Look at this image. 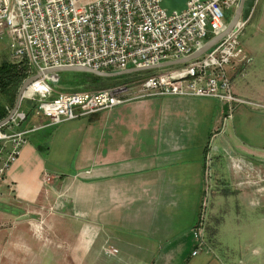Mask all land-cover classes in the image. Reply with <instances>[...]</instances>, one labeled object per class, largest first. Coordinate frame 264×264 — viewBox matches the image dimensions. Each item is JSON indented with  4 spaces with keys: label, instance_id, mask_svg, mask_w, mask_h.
Listing matches in <instances>:
<instances>
[{
    "label": "crops",
    "instance_id": "1",
    "mask_svg": "<svg viewBox=\"0 0 264 264\" xmlns=\"http://www.w3.org/2000/svg\"><path fill=\"white\" fill-rule=\"evenodd\" d=\"M246 54L232 92L264 106V34ZM135 95L27 135L0 182V227L22 219L9 243L0 231V264H223L210 246L192 255L205 146L217 131L209 219L223 224L230 201L259 214L264 196L253 205L255 190L235 187L244 176L231 160L264 164V109L240 105L223 122L226 102ZM30 119L23 129L45 123ZM240 261L264 264V249L250 246Z\"/></svg>",
    "mask_w": 264,
    "mask_h": 264
},
{
    "label": "built area",
    "instance_id": "2",
    "mask_svg": "<svg viewBox=\"0 0 264 264\" xmlns=\"http://www.w3.org/2000/svg\"><path fill=\"white\" fill-rule=\"evenodd\" d=\"M258 0H254V5ZM240 0H187L182 11L168 14L163 0H0V39H6L10 59L37 77L22 92L32 103L0 125V182L27 142V135L111 109L141 97L210 98L229 104L223 122L240 105L264 106L236 97L231 74L247 60L240 37L247 20L241 17L231 31L202 56L174 66L137 85H121L94 92L55 91L59 74H44L61 67H83L116 73L185 59L209 40L225 33ZM232 10V13L229 12ZM60 78V77H59ZM12 111V110H11ZM10 111V112H11ZM9 112V113H10ZM30 115V116H29ZM31 115L43 118V126L22 128ZM213 132L203 155V182L199 208L192 228L193 256L206 248L204 239L212 194ZM6 145L9 149L6 150ZM234 174H243L236 188L254 189L264 196V164L253 167L232 158ZM107 254H115L110 249Z\"/></svg>",
    "mask_w": 264,
    "mask_h": 264
},
{
    "label": "rangeland",
    "instance_id": "3",
    "mask_svg": "<svg viewBox=\"0 0 264 264\" xmlns=\"http://www.w3.org/2000/svg\"><path fill=\"white\" fill-rule=\"evenodd\" d=\"M81 2L86 3L87 0H81ZM187 0H163L162 7L166 10L168 14L173 11H182L185 8ZM258 2V1H257ZM232 13V10L229 14ZM264 34V2L260 1L259 5H255V12L249 19L245 22L240 37V43L245 53L254 48L257 40L260 36ZM247 55V54H246ZM4 61L13 62L10 59V52L8 48V42L6 39H0V64ZM145 71L133 73L130 77H123L119 80L108 82L106 88L121 86V85H137L143 79L149 76H155L162 71L156 70L151 71L152 73L146 76ZM68 78V77H66ZM74 77H70V81L66 80L61 85H57L55 91L64 92H85L79 91L78 87H75L73 82ZM105 88V89H106ZM32 107L31 102L22 101L21 109L26 112ZM31 121L34 123L39 120L38 117L31 115ZM50 129L46 133H50ZM49 134H43L41 141L48 137ZM41 145H46L45 140L41 142ZM211 199L208 211V217L206 222V229L204 239L206 246H210L212 253L216 258H218L223 264H241V255L246 252L248 247L258 246L264 249V207L260 209L259 214L254 213L248 209L241 208L242 211L238 212L236 206L232 201L228 202L226 206V216L224 223L217 225L216 221H211L209 219V214L211 213ZM1 207V205H0ZM22 221L18 218L14 220V223L4 224L0 227V231L6 232V237L4 238V243L7 244L10 241L12 235V228L17 223ZM9 229V230H7ZM211 232H214L212 235ZM55 239V237H54ZM56 241V239H55ZM32 253L30 251H26ZM14 258L17 259V255L14 253ZM12 256L9 258L13 260ZM15 260V259H14Z\"/></svg>",
    "mask_w": 264,
    "mask_h": 264
},
{
    "label": "trees",
    "instance_id": "4",
    "mask_svg": "<svg viewBox=\"0 0 264 264\" xmlns=\"http://www.w3.org/2000/svg\"><path fill=\"white\" fill-rule=\"evenodd\" d=\"M170 68L172 67L161 69L159 71L163 72ZM151 71L152 70H148L142 74L146 73V76H148L152 73ZM132 75L133 74L107 78L85 73L64 72L59 74L60 78L57 85H62L64 81H70V77H74L71 85L74 84L75 87L79 88V91L94 92L105 89L108 82L111 83L123 77H130ZM29 77L30 75L26 67L21 63L4 61L0 64V122L3 121L13 109L19 89L23 82Z\"/></svg>",
    "mask_w": 264,
    "mask_h": 264
},
{
    "label": "water",
    "instance_id": "5",
    "mask_svg": "<svg viewBox=\"0 0 264 264\" xmlns=\"http://www.w3.org/2000/svg\"><path fill=\"white\" fill-rule=\"evenodd\" d=\"M253 7H254V0H240L239 5H238V9H237L235 15L233 16V18L230 20V22L228 24V28L225 31V33L222 34L221 36L217 37V38H213V39L209 40L199 51L195 52L194 54H192L191 56H189L185 59L168 61L165 63H161L159 65L150 66V67H146V68H129L125 71L116 72V73L96 72V71H93L91 69L83 68V67H61V68H55V69L47 70L44 72V74H50V73L60 74V73H64V72H76V73H85V74H91L94 76L110 78V77L130 75V74L141 72V71L161 70V69L185 64L191 60H194V59L202 56L205 52H207L213 45H215L221 38H223L226 34H228L231 31L234 24L236 23V21H238V19L240 17L244 20H247L249 18V15H250ZM36 78L37 77H31V78L26 79L23 82V84L20 87L19 92L17 94V98H16V101H15V104H14L12 111L9 113V115L3 121L0 122V125L4 122H8L11 119V116L17 111V109L19 108V106L21 104L22 92ZM58 79H59V76H58ZM52 84L54 86H56L58 83L56 81V82H52Z\"/></svg>",
    "mask_w": 264,
    "mask_h": 264
}]
</instances>
